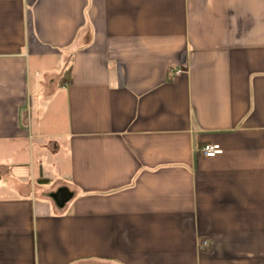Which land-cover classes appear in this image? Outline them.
I'll return each mask as SVG.
<instances>
[{"label":"crops","instance_id":"obj_1","mask_svg":"<svg viewBox=\"0 0 264 264\" xmlns=\"http://www.w3.org/2000/svg\"><path fill=\"white\" fill-rule=\"evenodd\" d=\"M0 264H264V0H0Z\"/></svg>","mask_w":264,"mask_h":264},{"label":"built area","instance_id":"obj_2","mask_svg":"<svg viewBox=\"0 0 264 264\" xmlns=\"http://www.w3.org/2000/svg\"><path fill=\"white\" fill-rule=\"evenodd\" d=\"M176 74L179 73V71H175ZM201 152L203 155L207 158H215L223 153V150L221 149L220 145H205L203 148H201ZM203 246H207V242H202Z\"/></svg>","mask_w":264,"mask_h":264},{"label":"trees","instance_id":"obj_3","mask_svg":"<svg viewBox=\"0 0 264 264\" xmlns=\"http://www.w3.org/2000/svg\"><path fill=\"white\" fill-rule=\"evenodd\" d=\"M44 182H46V181H44Z\"/></svg>","mask_w":264,"mask_h":264}]
</instances>
